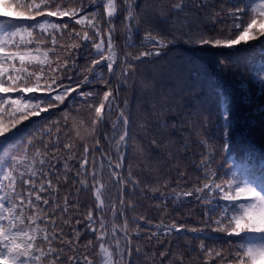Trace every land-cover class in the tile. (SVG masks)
I'll use <instances>...</instances> for the list:
<instances>
[{
    "label": "trees",
    "instance_id": "obj_1",
    "mask_svg": "<svg viewBox=\"0 0 264 264\" xmlns=\"http://www.w3.org/2000/svg\"><path fill=\"white\" fill-rule=\"evenodd\" d=\"M27 0H0V17L4 20H22L26 24L33 21L27 20V13L23 16L17 15L23 10L17 7L18 3H25ZM61 2V0H57ZM65 8H79L80 0H62ZM91 0H84V8L87 14L99 8L103 17V9L100 0H96L97 7H89ZM198 2V0H197ZM202 7L192 10L186 8L179 17L184 24L167 23L155 17V9L164 0H138V10L141 11L142 22L138 29L133 28L132 41L125 36L124 26L121 23L123 17L115 19L116 25L113 43L118 56L122 59L127 53L133 56L141 51L148 50L142 45L144 34L151 30L154 34L164 35L168 41L166 48L160 56L144 58L140 61H131L134 70L127 76V82L119 79L122 68L125 66L118 60L114 65L115 74L109 75L104 65L97 67V73H103L108 79L111 87H119V92L113 94L117 97V103L125 109L129 115V136L127 147L123 148L125 159L121 162L122 167L115 169L124 178H127L129 170L133 177L139 180V184L132 188L130 185H114V178L111 177L108 167L107 156L113 162H120L117 156L115 140L113 138L112 125L117 120L113 113L109 118L105 110V122L98 126L97 132L92 133V120L95 118L94 107L98 106L103 98V92L107 86L100 79L92 80L82 84L76 92L70 93L63 103L56 102L54 107L48 108L38 116H32L23 121L18 127L21 129L19 137L12 143L0 144V169L7 166L9 156H19L31 141L33 147L28 148L29 157L34 155L35 149L39 148L41 153L47 151L45 159L51 167L46 164L43 167L45 173L54 172L55 175L45 176L36 180L37 186L41 179L50 178L54 188L49 193H41L49 199V205H42L49 216L55 220L57 229L63 231L67 239H75L73 229L79 231L81 245L79 253L88 255L98 261L96 253L99 252L95 235L85 228V217L89 210L97 216L96 198L94 189L91 187V173L93 171V160L95 170L100 177V183L105 187L102 192L104 205L109 206L118 201V191L124 192V199L127 205L125 215L128 220L129 234L132 237L131 244L132 264H221L219 258L213 256L210 260L207 251H201V243L205 249L222 251L224 256L234 254L238 251V245L244 239L250 238L228 235L217 229L220 225L215 223L221 215L220 209L225 206L231 207L226 201L216 199L217 193H210L213 197L212 207L215 211L208 212L205 203L198 200L197 196L209 195L208 190L204 193H195L192 196L176 199L174 193L193 191L207 182L206 170L200 165V161L206 157L210 160L209 167L217 173L214 178L217 183L221 180L235 178L236 180H251L259 173L258 169L251 170L253 158L264 156V79L260 74H255L254 65L259 59V72H264V37L250 40L247 43L234 47L200 45L196 43V34L202 33L208 37L222 36L221 30H227L231 24V18L224 15L231 9L244 8L248 5L250 10L254 3L259 0H203ZM215 13H220V19H214ZM185 17L187 18L185 20ZM41 20V17H37ZM50 22L67 23L68 29L63 31L61 36L57 33V46L53 51L50 38L47 33L42 34L35 29L33 36L36 41L45 43L33 44L34 54L42 55L48 51L47 60L51 67H57L56 61L59 57L60 63L68 58L66 48L79 39L75 35H69L73 28L83 33L88 28L75 24L69 17H48ZM244 20L248 16L243 17ZM104 28L108 25L104 24ZM132 43L133 46H128ZM65 46L64 48L60 47ZM39 47L40 52L35 49ZM93 49L89 43L87 47H81L75 59L79 69H86L91 61L98 59L92 55ZM17 67L19 62L17 61ZM71 64V60L69 61ZM30 71L40 72L45 69L49 74L46 65H40L33 61L26 65ZM77 69H71L63 73L66 77L62 83L65 86L75 87L83 80V75ZM55 75L59 76L60 73ZM67 77H70L68 79ZM45 81L42 80L41 83ZM59 82V81H58ZM59 89H57V92ZM92 92L94 98L85 100L79 92ZM15 97V93L12 94ZM39 97L41 101L47 99L44 93L25 94ZM127 101L125 104L124 101ZM7 107V106H6ZM46 103H41V108H47ZM228 110L233 125L229 135L224 136L225 120L223 111ZM10 109L0 112V123L10 124ZM59 129V133L57 130ZM50 130V134H49ZM79 131L81 140L77 136ZM123 128L118 127L115 139H118ZM59 136V150L51 147ZM107 135L108 139H105ZM100 140V146L88 154L89 163L86 165L89 173L88 188L82 187L80 180L83 176H77L80 163L83 157V145L88 144L90 150L95 145V140ZM156 139L160 142V149L157 150L151 145ZM206 141L202 144L201 141ZM43 141V143L41 142ZM227 141L230 148L225 150L224 143ZM44 143L49 148H44ZM74 145L71 152L64 149V144ZM187 145V147H185ZM99 149H103L101 152ZM171 153V155H169ZM53 154L56 159H52ZM69 157H72L69 159ZM37 158L36 168L40 169ZM103 161V167L101 162ZM67 162L69 168L64 167ZM23 171V168H21ZM67 176V180H65ZM167 185V187H165ZM99 186V185H97ZM17 191H25L19 182ZM161 193L164 195L162 196ZM0 195H3L0 192ZM67 197V213H63ZM34 199V197H33ZM59 204L61 211L52 214L54 203ZM105 221L109 228L113 223L111 211L104 213ZM145 217V221H139V217ZM80 221L77 224L76 221ZM63 221H69L64 225ZM123 225V218L117 217L114 221ZM183 224L185 229L180 232L172 231L167 235L163 234L164 229H159V238L149 241L148 236L158 231L156 225L163 224L171 226ZM137 223H139V235H136ZM226 224L227 221H224ZM43 227L44 225L41 224ZM98 227V225H96ZM50 227V226H49ZM191 229L202 231L193 232ZM51 230V229H50ZM93 241L95 247L86 251L83 245ZM110 244V240H105ZM47 247V245H44ZM55 247H60L54 242ZM140 248L137 254L135 249ZM167 252V258H161L160 253ZM68 254H71L70 252ZM127 257L125 260L127 261ZM47 264V262H45ZM224 264H227L225 261Z\"/></svg>",
    "mask_w": 264,
    "mask_h": 264
},
{
    "label": "snow or ice",
    "instance_id": "obj_2",
    "mask_svg": "<svg viewBox=\"0 0 264 264\" xmlns=\"http://www.w3.org/2000/svg\"><path fill=\"white\" fill-rule=\"evenodd\" d=\"M79 8H65L63 2L57 0H27L25 3H18L17 7L23 11L17 15L23 16L27 13V20L33 21L32 24H26L22 20H0V112L10 109L9 117L10 124L4 125L0 123V144H9L14 142L20 135L21 129L18 127L23 121L28 120L32 116H38L41 112L47 111L48 108L54 107L56 102L63 103L70 93L76 92L81 88L82 84L89 83L92 80L100 79L108 90L103 92V98L98 106L89 105V108L94 107L95 118L92 120L91 132L96 133L98 126L105 122V110L110 118L113 113L117 115L116 122L112 125L113 138L109 139V143L115 140L117 156L120 162H113L110 156H107L108 167L111 177L114 178V185H130L135 188L139 184V180L132 176L129 170L127 178H124L115 169L122 167V161L125 159L123 148L127 147V137L129 136V115L125 109L118 104L117 97L113 94L119 92V87L113 88L108 79L104 78L103 73H97V67L104 65L108 74H115L114 65H117L118 60L125 65L120 73L119 79L127 82L128 74L134 70V64L131 61H140L144 58L152 56H160L162 50L168 46L171 41H168L164 35L153 33L151 30L144 34L142 45L148 50L141 51L138 55L133 56L127 53L122 59L118 56L116 47L113 43L116 25L114 20L123 17L121 23L124 26L125 36L128 41H132L133 28L139 27L142 22L141 11L138 10V0H100V6L103 9V17L97 7L96 0H91L89 7H97L96 11L87 14L84 8V0H80ZM205 6L203 0H164L159 7L155 9V17L161 21L172 23L173 25L180 23L184 24V20L179 17L185 12L186 8L191 7L192 10ZM224 15L231 18V24L227 30H221L222 36L208 37L202 33H197L196 43L200 45L227 46L234 47L241 42L247 43L250 40L264 37V0L254 3L250 10L246 4L244 8L231 9ZM247 15L248 19L243 17ZM41 17V20H37ZM48 17H69L75 21V24L87 27L88 31L77 32L75 28L69 31V35H75L79 39V43H75L66 48L68 58L62 63L59 57L56 61L57 67L52 68L51 62L47 60L48 51L42 53L45 59H41V55L34 54V50L30 47L33 44H43L44 41H36L33 33L35 29H39L42 34L47 33L53 48L57 46V33L61 36L63 31L68 29V24L50 22ZM221 14L215 13L214 19H220ZM187 18L185 17V20ZM108 27L104 28L103 25ZM92 46V55H96L98 59L91 61V65L86 69H79L73 57L77 54L81 47ZM128 46H133L129 43ZM64 48L65 46L61 45ZM40 52L39 47L35 49ZM55 54V53H54ZM78 58V57H77ZM71 60V64L69 61ZM19 62V67L17 63ZM33 61L40 65H46L49 74H45V69L42 67L38 73L30 71L26 65ZM77 69L82 73L83 80L76 84L75 87L65 86L62 81L66 77L63 73ZM60 73L59 76L55 75ZM70 79V77H67ZM260 78L264 79V72L260 74ZM44 80V83L41 81ZM59 81V82H58ZM57 89L59 91L57 92ZM15 93V97H13ZM44 93L47 99L41 101L39 97L25 94ZM79 95L85 100L89 97L94 98V93L80 91ZM41 103H46L47 108H41ZM126 104L127 101L125 100ZM7 106V107H6ZM223 119L224 136L229 135L230 128L233 122L230 119L229 111L224 110ZM122 127L123 131L119 134L118 139H115L116 130ZM59 133V129L57 130ZM50 134V130H49ZM77 136L81 140L79 131ZM105 139H108L105 135ZM43 143V141H41ZM59 136L57 141L51 147L59 150ZM151 145L159 150L160 142L153 139ZM206 144V141H201ZM100 146V140H95V145L90 150L87 143L83 145V157L80 163V169L76 173L77 176H83L79 182L84 188H88L89 173L86 165L89 163L88 154L90 151H95ZM33 147L31 141L23 150V154L19 156H9L7 166L0 169V264H98V261L90 258L88 255L77 254L81 247L79 240V231L73 229L75 239H67L64 237L63 231L57 229L56 222L52 219L48 212L44 210L42 205H49V199L41 195V193H49L54 188L50 178L41 179L37 186L36 180L45 176L50 177L55 175L54 172L45 173L42 169L48 164L45 159L48 156L47 151L41 153L39 148L35 149L34 155L29 157L28 148ZM74 145L71 143L64 144V149L71 152ZM187 147V145H185ZM224 149L230 148V144L225 141ZM44 148L47 150L49 144L44 143ZM103 152V149H99ZM171 155V153H169ZM37 158L39 159L40 169L36 168ZM72 157H69L71 159ZM52 159H56L53 154ZM93 171L91 173V187L94 189L96 198L97 216L93 215V211L89 210L85 217V228L88 232L95 235V241L98 243L99 252L96 256L99 258V264H132V237L129 234L128 220L125 215L129 205L124 199V192L118 191V201H114L111 205L105 206L102 197V192L105 187L100 183V177L95 170V160H93ZM210 160L206 157L200 161V165L206 170L207 182L201 187L194 188L193 191L174 193L176 199L180 197L192 196L195 193H204L208 190L209 195L197 196L198 200L205 203L208 212L215 211L212 207L213 197L210 193H217L216 199H221L230 204L231 207L225 206L220 209V217L215 220V223L220 225L218 231H223L228 235L245 237L249 234H260L259 240L244 239V242L238 245V251L234 254H229L225 257L222 251L215 249H205L201 243L200 250L207 251V256L211 260L213 256L219 258L221 264L226 261L227 264H264V186H257L249 180H236L229 178L221 180L217 183L214 179L217 173L209 167ZM66 169L69 168L67 162L64 163ZM103 167V161L101 162ZM23 168V171H21ZM67 180V176H65ZM24 186L25 191H17V183ZM99 185V186H97ZM167 187V185H165ZM163 196L164 194L161 193ZM34 197V199H33ZM53 216L57 211H61L58 203L53 202ZM67 197H65V207L63 213H67ZM111 211L113 223L109 228L105 221L104 213ZM123 218V225H118L114 221L117 217ZM139 221H145V217L140 216ZM224 221H227L225 224ZM77 224L81 222L76 221ZM41 224L44 226L42 227ZM64 225H68L69 221H63ZM98 225V227L96 226ZM50 226V227H49ZM158 231L149 234L148 239L159 238L161 232L159 229H164L163 234L167 235L172 231L180 232L185 229L183 224L177 225L175 222L171 226L163 224L155 226ZM51 229V230H50ZM193 232L202 231L200 229H191ZM136 235H139V223H137ZM105 240H110V244H106ZM54 242L60 247H55ZM47 245L45 247L44 245ZM95 247L93 241H88L83 245L86 251H90ZM136 253H140V248L136 247ZM71 254H68V253ZM167 252H161V258H167ZM127 257V261L125 260ZM183 264V258H180Z\"/></svg>",
    "mask_w": 264,
    "mask_h": 264
}]
</instances>
